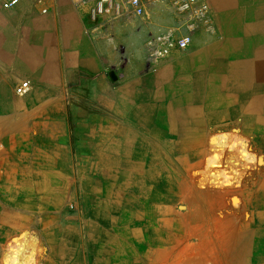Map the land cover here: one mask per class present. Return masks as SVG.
<instances>
[{"label":"rangeland","instance_id":"obj_1","mask_svg":"<svg viewBox=\"0 0 264 264\" xmlns=\"http://www.w3.org/2000/svg\"><path fill=\"white\" fill-rule=\"evenodd\" d=\"M222 102L231 114L215 121L203 112L96 149L75 145L77 108L56 118V141L47 117L40 132L5 124L0 264L24 238L27 264H264L262 116Z\"/></svg>","mask_w":264,"mask_h":264},{"label":"crops","instance_id":"obj_2","mask_svg":"<svg viewBox=\"0 0 264 264\" xmlns=\"http://www.w3.org/2000/svg\"><path fill=\"white\" fill-rule=\"evenodd\" d=\"M5 1L0 131L9 123L27 130V122L40 132L43 116L56 141V118L77 108L85 119L73 127L82 133L76 147L104 148L119 136L176 130L186 116L231 114L217 113L220 100L258 110L264 126V0H142L141 14L130 5L93 12L95 0H24L13 9ZM184 37L192 43L180 50ZM23 81L30 90L20 97ZM229 83L235 91L222 94Z\"/></svg>","mask_w":264,"mask_h":264},{"label":"built area","instance_id":"obj_3","mask_svg":"<svg viewBox=\"0 0 264 264\" xmlns=\"http://www.w3.org/2000/svg\"><path fill=\"white\" fill-rule=\"evenodd\" d=\"M24 0H7L2 3L4 9H13L19 6ZM97 3L96 11L98 13L109 12V11H119L121 8L126 5H130L136 9V11L141 14L143 12V3L142 0H95ZM201 0H189L190 3H198ZM163 43V40H161ZM192 43L191 37H184L177 42V47L180 50H185L189 48ZM170 44L163 45V48L156 52L155 57L157 60L164 57L169 52ZM30 90V82L23 81L16 88V94L20 97L26 96Z\"/></svg>","mask_w":264,"mask_h":264},{"label":"bare ground","instance_id":"obj_4","mask_svg":"<svg viewBox=\"0 0 264 264\" xmlns=\"http://www.w3.org/2000/svg\"><path fill=\"white\" fill-rule=\"evenodd\" d=\"M250 35V34H249ZM246 51V50H245ZM243 53V51H242ZM246 55V54H245ZM250 56V55H249ZM247 57V56H246ZM251 97V96H250ZM223 140V139H222ZM221 141V140H220ZM214 144H219L220 142H218L217 138L213 140ZM239 144V143H238ZM236 142L234 143V145H238ZM224 146V145H223ZM243 147V146H242ZM222 148V147H221ZM241 153H245V150H243ZM240 154V153H239ZM247 155V154H244ZM249 156V155H248ZM22 247L20 248H13L11 251V255L9 256V258H7V260L5 261L7 264H27V262L30 260L31 256L33 255L32 253V249H33V243L29 244V242L27 241L26 238L23 239L22 241ZM34 250V249H33Z\"/></svg>","mask_w":264,"mask_h":264}]
</instances>
